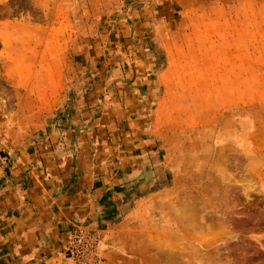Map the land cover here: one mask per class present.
<instances>
[{
	"label": "rangeland",
	"instance_id": "374dc122",
	"mask_svg": "<svg viewBox=\"0 0 264 264\" xmlns=\"http://www.w3.org/2000/svg\"><path fill=\"white\" fill-rule=\"evenodd\" d=\"M150 17L170 44L149 126L156 174L121 249L146 264H264V93H243V79L227 76L244 64L228 58L264 48L255 41L264 31L253 30L264 0H0V140L45 122L38 103L59 85L54 59L65 58V87L66 71L74 83L99 68L85 54Z\"/></svg>",
	"mask_w": 264,
	"mask_h": 264
},
{
	"label": "crops",
	"instance_id": "0c3cea01",
	"mask_svg": "<svg viewBox=\"0 0 264 264\" xmlns=\"http://www.w3.org/2000/svg\"><path fill=\"white\" fill-rule=\"evenodd\" d=\"M159 24L150 17L119 26L117 40L84 55L87 67L99 68H85L74 83L66 71L65 87V58L53 60L50 78L60 80L38 103L45 122L9 143L0 140V264H68L63 249L76 225L98 237L106 264H146L132 256L136 249L121 248L127 247V216L155 182L149 126L170 47L156 35ZM253 25L264 31V24ZM255 41L264 47V33ZM227 61L244 62L227 68L229 78L243 79V93H264V48ZM254 78L259 81L252 83ZM256 84L259 89L252 88Z\"/></svg>",
	"mask_w": 264,
	"mask_h": 264
},
{
	"label": "built area",
	"instance_id": "2783aa9c",
	"mask_svg": "<svg viewBox=\"0 0 264 264\" xmlns=\"http://www.w3.org/2000/svg\"><path fill=\"white\" fill-rule=\"evenodd\" d=\"M2 103L4 102H0V119L2 116ZM98 245V237L94 236L85 227L76 225L70 231L63 253L69 259L68 264H106V258Z\"/></svg>",
	"mask_w": 264,
	"mask_h": 264
}]
</instances>
